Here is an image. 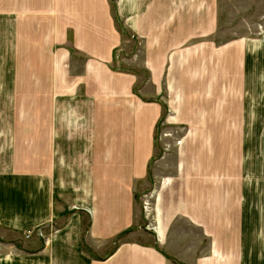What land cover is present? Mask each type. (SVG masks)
<instances>
[{
	"label": "crops",
	"instance_id": "0c3cea01",
	"mask_svg": "<svg viewBox=\"0 0 264 264\" xmlns=\"http://www.w3.org/2000/svg\"><path fill=\"white\" fill-rule=\"evenodd\" d=\"M148 1L147 25L138 22L144 15L129 21L146 36L150 70L144 71L147 85L135 89L138 74L109 67L119 38L107 0H3L0 29L11 66L10 75L0 70V164L5 170L0 171V222H13V211L22 213L33 204L27 201L32 197L23 196L28 189L39 197L36 206L45 213L39 217L48 216L41 206L48 199L45 189L61 180L56 152L64 149L59 143L73 140L67 126L74 114L90 121L89 190L84 181L79 194L84 200L87 194L92 226L83 232L73 221L55 237L47 257L19 251L13 261L0 264H250L244 180L250 160L241 85L245 43L229 42L221 53L197 47L166 56L167 49L185 41L209 38L216 0ZM70 62L81 63L80 70L68 69ZM206 62L214 65L202 76ZM164 69L171 86L160 87ZM231 81L236 85H228ZM80 98L88 103H75ZM164 103L187 131L172 152L170 171L176 174L169 172L174 176L154 190L157 214L153 228L139 233L144 241L108 252L112 235L132 220L131 188L155 154L154 128L166 113ZM9 170L17 177L6 180ZM92 239L99 241L94 257L83 246L90 248ZM3 248L10 252L2 246L0 252Z\"/></svg>",
	"mask_w": 264,
	"mask_h": 264
},
{
	"label": "rangeland",
	"instance_id": "374dc122",
	"mask_svg": "<svg viewBox=\"0 0 264 264\" xmlns=\"http://www.w3.org/2000/svg\"><path fill=\"white\" fill-rule=\"evenodd\" d=\"M135 1L139 4L138 8L134 0H107L112 21L111 26L119 38V44L112 49L109 67L116 72H124L129 75L138 74L140 79L135 82L134 88L138 89L140 87L141 89L147 85L143 83L146 80L144 71H150L146 53L147 39L146 36L144 37L138 33L134 29V23L131 24L129 21L132 17L138 18L144 15L145 19L138 22L140 27L142 25L146 26L147 4L149 1ZM179 1L176 0L177 5ZM0 6H3V0H0ZM171 6L175 7L174 5ZM184 6L186 13L188 9L186 4ZM144 33L146 34V31ZM198 38L195 37L185 41L179 46V50V47L167 49L166 56H170L172 53L173 56L177 52L184 54L188 50L197 47L203 48L205 53L210 50L221 53L223 49L227 48L225 45L229 42L242 41L245 43L246 65L241 85L245 89L243 126L245 127L246 145L249 150L248 159L250 160V165L246 166L244 175V180L247 182L246 203L248 201V204L246 209L249 213V224L251 225L247 227L248 232H250V237L247 238L250 239V244L246 248L248 250L247 262L250 264H264V0H216L215 13L212 14L211 35H209V38L206 34ZM3 42L4 33L0 29V70L10 75L11 63L5 60ZM194 42H199L197 43L198 46L193 44ZM156 48L162 47L154 46V49ZM6 51V57L11 58L8 47ZM160 57H164V53ZM207 58L209 57L205 56V60ZM80 65L81 63L70 62L68 69L72 68L77 72L80 70ZM212 65H214V62H206L201 75H206L211 70ZM167 76L168 70L164 69L159 79L160 87L167 86V84L171 86L170 78L167 79ZM2 81L3 77L0 76V85L3 83ZM206 85H208V82ZM210 85L216 84L210 83ZM228 85H236V81H231ZM134 88L133 92H136ZM80 100H83V98L78 99L75 103H88V101ZM167 103H164L166 113L157 119L154 128L155 154L153 157L148 158L145 174L134 182L131 188L132 220H128L126 226L112 235L107 244L108 252L110 250V252H114L122 243L144 241L139 233L153 228L155 223L153 212L155 215L157 214L154 205V190L160 189L163 182L169 181L176 174L175 171H170L173 165L172 152L177 148L181 138L187 131L185 124H179L174 120V117H171L170 114H174V112L169 111ZM84 108L86 110L84 114H88L90 106L85 104ZM29 114L31 118H34L36 115L35 110L30 109ZM82 121L84 123L79 124ZM70 122L71 124L69 127L67 126V129L73 140L71 143H59L64 149L56 152L61 168V180L59 183H57V180L54 181L48 189H45L48 199L41 205L46 213H49L48 216L45 219L39 217V215L45 213L41 207L36 206L39 199L35 194L36 190L28 189V192L24 190L23 193L22 188L23 196L26 198L32 197L33 200L27 199V201H32L33 204H26L25 211L22 213L11 212V221L13 222H0V246L10 248V252H5L3 248L0 252V260L5 259L11 262L13 261L12 255L22 254L19 251L26 252L27 256L36 255V253L42 256L46 253L45 257H47L55 237L73 221L78 224L79 229L83 232L91 229L90 209L85 203L87 194L85 200L79 194L83 191L81 186H83L84 181L87 185L86 191L89 190L90 121L80 119L77 115L72 114ZM30 130L35 131L34 124L30 126ZM69 146L70 156H68ZM0 171H5L1 164ZM0 176L4 177L1 172ZM16 177L9 170L5 178L9 180ZM163 177L164 179H162ZM65 180H68V183H65ZM15 187L16 185L12 183L11 188L19 192L18 187ZM59 187L62 188L58 189ZM88 202L89 200H87ZM36 238L40 239L37 243L35 242ZM91 242L92 246L90 248H88L87 243L83 246L85 252L94 257L97 255L96 245L99 241L92 239ZM13 247L15 248L13 249Z\"/></svg>",
	"mask_w": 264,
	"mask_h": 264
}]
</instances>
